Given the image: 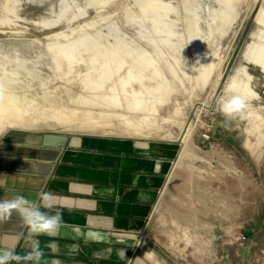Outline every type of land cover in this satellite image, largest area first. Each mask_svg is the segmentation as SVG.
Returning <instances> with one entry per match:
<instances>
[{"label": "rangeland", "instance_id": "374dc122", "mask_svg": "<svg viewBox=\"0 0 264 264\" xmlns=\"http://www.w3.org/2000/svg\"><path fill=\"white\" fill-rule=\"evenodd\" d=\"M234 83L253 97L251 115L227 121L220 100ZM8 106L28 124L12 125ZM8 133L183 135L186 168L168 182L181 181L161 190L157 237L155 225L141 235L185 264L161 240L182 249L181 218L201 213L215 242L241 232L251 247L264 237V0H0V138Z\"/></svg>", "mask_w": 264, "mask_h": 264}, {"label": "crops", "instance_id": "0c3cea01", "mask_svg": "<svg viewBox=\"0 0 264 264\" xmlns=\"http://www.w3.org/2000/svg\"><path fill=\"white\" fill-rule=\"evenodd\" d=\"M174 141L96 134L36 139L8 133L0 138V200L22 195L38 201L41 191L52 194L50 211L61 212L62 226L56 235L34 237L44 253L41 264H173L141 232L149 225L153 232L155 225L157 237L155 209L164 197L161 190L169 182L174 189L173 184L181 181L175 176L168 182L174 168H186L189 149L179 150ZM199 216L181 218L182 249L168 234L161 246L183 253L185 264H264L260 233L251 243L261 248L260 253L248 245L254 253L246 255L247 249L215 242L212 227ZM29 231L15 212L0 220V250L26 253ZM122 249L124 259L119 255ZM236 254L244 258L242 262ZM221 255L225 260H219Z\"/></svg>", "mask_w": 264, "mask_h": 264}, {"label": "clouds", "instance_id": "9594fccd", "mask_svg": "<svg viewBox=\"0 0 264 264\" xmlns=\"http://www.w3.org/2000/svg\"><path fill=\"white\" fill-rule=\"evenodd\" d=\"M185 65L187 61L184 60ZM196 64L200 63V55L196 56ZM250 97L247 92L238 84L230 85L228 92L220 100V111L227 121L234 119H246L251 115ZM227 126V125H226ZM39 200L32 201L22 195H17L13 199L0 200V220H5L17 213L23 217L29 225L30 231L28 241L30 250L23 254H18L13 248L0 250V264H41L44 253L40 248V242L34 237L39 235H56L62 226V214L57 209L54 214L50 210L53 209V196L51 193L41 191L38 193ZM118 199V197H117ZM48 209L49 211H42ZM140 240L136 237V244L139 245ZM121 259L125 258L124 249L120 250Z\"/></svg>", "mask_w": 264, "mask_h": 264}, {"label": "bare ground", "instance_id": "6f19581e", "mask_svg": "<svg viewBox=\"0 0 264 264\" xmlns=\"http://www.w3.org/2000/svg\"><path fill=\"white\" fill-rule=\"evenodd\" d=\"M5 108V107H4ZM17 108V107H16ZM12 106H8L7 108H5L6 112L9 114L10 119L13 121V123H11L12 125H18V126H26L28 123V119H24V115L18 111L17 109ZM67 117V116H66ZM70 119V118H69ZM21 121V123L19 122ZM84 121V120H83ZM31 122V121H30ZM27 123V124H26ZM34 123V122H33ZM31 125V124H30ZM34 125V124H33ZM32 126V125H31ZM155 134V133H154ZM182 138V137H181ZM182 142V140H181Z\"/></svg>", "mask_w": 264, "mask_h": 264}, {"label": "built area", "instance_id": "2783aa9c", "mask_svg": "<svg viewBox=\"0 0 264 264\" xmlns=\"http://www.w3.org/2000/svg\"><path fill=\"white\" fill-rule=\"evenodd\" d=\"M231 242H232L231 244L238 249L245 250L248 248L247 237L241 232L233 236ZM236 258L237 259L240 258L238 254ZM219 260H225V258L221 255L219 256ZM249 264H252V263H249Z\"/></svg>", "mask_w": 264, "mask_h": 264}, {"label": "water", "instance_id": "95a60500", "mask_svg": "<svg viewBox=\"0 0 264 264\" xmlns=\"http://www.w3.org/2000/svg\"><path fill=\"white\" fill-rule=\"evenodd\" d=\"M183 135H181V137H182ZM181 137L180 138H178L177 140H175L174 142H177L178 144H181ZM159 140H163V139H159Z\"/></svg>", "mask_w": 264, "mask_h": 264}]
</instances>
